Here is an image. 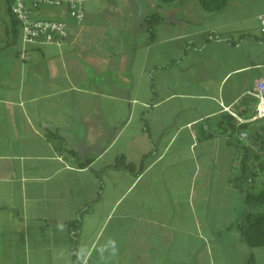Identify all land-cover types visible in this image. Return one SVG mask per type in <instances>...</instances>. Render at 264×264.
<instances>
[{
  "label": "crops",
  "instance_id": "obj_1",
  "mask_svg": "<svg viewBox=\"0 0 264 264\" xmlns=\"http://www.w3.org/2000/svg\"><path fill=\"white\" fill-rule=\"evenodd\" d=\"M84 11L35 13L67 23L57 44L23 46L20 29L12 43L0 19V264H264L235 226L246 207L233 183L239 127L264 125L247 123L264 0Z\"/></svg>",
  "mask_w": 264,
  "mask_h": 264
},
{
  "label": "trees",
  "instance_id": "obj_2",
  "mask_svg": "<svg viewBox=\"0 0 264 264\" xmlns=\"http://www.w3.org/2000/svg\"><path fill=\"white\" fill-rule=\"evenodd\" d=\"M180 0H159L161 4L170 5ZM203 10L209 13H219L225 10L227 0H197ZM7 12L10 18L9 37L12 43H15L19 35V23L11 12V0H6ZM158 14L147 21V25L154 29L156 23L160 21ZM231 119V118H230ZM250 124H243L239 127L241 131L247 128L249 142L247 145L235 143L238 152L239 172L234 177V185L240 189L244 195L246 211L243 219L235 224L239 230L243 242L250 248L264 247V125L260 127H251ZM236 124L229 123L224 134L234 133L239 130ZM240 131V132H241ZM86 161L84 165H88ZM131 170L132 165L123 158L117 160L115 168ZM262 177V185L256 190L258 179ZM252 261V260H251Z\"/></svg>",
  "mask_w": 264,
  "mask_h": 264
},
{
  "label": "built area",
  "instance_id": "obj_3",
  "mask_svg": "<svg viewBox=\"0 0 264 264\" xmlns=\"http://www.w3.org/2000/svg\"><path fill=\"white\" fill-rule=\"evenodd\" d=\"M11 12L20 26L21 42L23 46L35 44H57L65 40L69 35L68 25L62 21H36L33 16L36 12L46 8L61 9L65 8L70 18L77 22H83L85 19L84 5L86 0H11ZM259 23L264 33V14L260 15ZM21 58L28 60L26 49L21 52ZM257 100L255 114L247 123L262 121L264 124V79L255 84L254 91L250 93ZM239 120V123H245L243 120L233 114ZM239 139L249 142V135L246 132H240Z\"/></svg>",
  "mask_w": 264,
  "mask_h": 264
},
{
  "label": "rangeland",
  "instance_id": "obj_4",
  "mask_svg": "<svg viewBox=\"0 0 264 264\" xmlns=\"http://www.w3.org/2000/svg\"><path fill=\"white\" fill-rule=\"evenodd\" d=\"M257 8V6H252V7H249L248 10L249 11H255ZM43 19H57L55 16H50V15H47V16H43L42 17ZM0 19L4 21L5 24H9V15L7 14V6H6V0H0ZM239 172V168L238 170L236 171V173ZM236 175V174H235ZM262 177L260 179H258L257 181V184H256V187L254 189L258 190L261 185H262Z\"/></svg>",
  "mask_w": 264,
  "mask_h": 264
}]
</instances>
